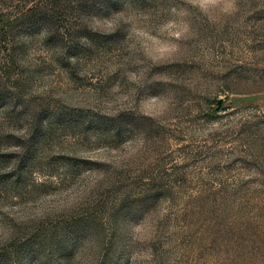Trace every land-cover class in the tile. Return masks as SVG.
Segmentation results:
<instances>
[{"label": "rangeland", "instance_id": "374dc122", "mask_svg": "<svg viewBox=\"0 0 264 264\" xmlns=\"http://www.w3.org/2000/svg\"><path fill=\"white\" fill-rule=\"evenodd\" d=\"M32 145L0 264H264V0H0V177Z\"/></svg>", "mask_w": 264, "mask_h": 264}, {"label": "trees", "instance_id": "16d2710c", "mask_svg": "<svg viewBox=\"0 0 264 264\" xmlns=\"http://www.w3.org/2000/svg\"><path fill=\"white\" fill-rule=\"evenodd\" d=\"M111 133L114 136L119 135L120 124L115 123L111 129ZM34 150H35L34 145H32L28 151H25L23 153L24 155L23 159H20L16 163L12 173L8 176L0 177V190L3 188L4 185L5 187L6 186L14 187L17 184H21L23 175H25L29 171V168L31 167L33 163V160L31 159H32V152ZM150 198L152 197L150 196ZM69 226H70L69 231L71 232H67L64 238L68 237V243H70L71 246H73L76 243V241L80 239V237H83L85 226H84V223L80 225L79 222H74V221ZM38 237H40V240L39 242H37L35 251L38 254L39 253L45 254L44 258L46 257L49 259V255L51 254L50 240L53 239L55 236L53 233H50L48 236V232L41 231L39 232Z\"/></svg>", "mask_w": 264, "mask_h": 264}]
</instances>
